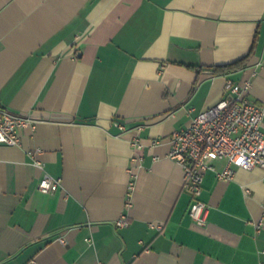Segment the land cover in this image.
Segmentation results:
<instances>
[{"label": "crops", "instance_id": "0c3cea01", "mask_svg": "<svg viewBox=\"0 0 264 264\" xmlns=\"http://www.w3.org/2000/svg\"><path fill=\"white\" fill-rule=\"evenodd\" d=\"M228 79L264 110V0H0V105L39 120L0 144V264H264V167L213 160L199 224L168 157Z\"/></svg>", "mask_w": 264, "mask_h": 264}, {"label": "built area", "instance_id": "2783aa9c", "mask_svg": "<svg viewBox=\"0 0 264 264\" xmlns=\"http://www.w3.org/2000/svg\"><path fill=\"white\" fill-rule=\"evenodd\" d=\"M251 86L250 79L241 82L228 79L224 94L216 103L199 111L189 125L174 130L170 136L168 157L184 169L183 187L192 197L189 214L199 224H204L209 214V206L201 195L205 173L215 169L213 160H227L226 166L217 172V176L224 180L232 179L236 168L264 167V134L261 128L264 110L262 105L249 97ZM38 123L37 118L0 105V144L19 145L22 129L28 127L35 130ZM119 125L124 127L121 123ZM158 143V139L153 140L151 147ZM131 144L135 151L143 148L139 137L134 138ZM141 158L135 152L132 162L136 163ZM157 158L155 155L154 159ZM35 163L42 166L39 160H35ZM129 173V188L132 190L137 177L132 165ZM60 181V178L45 172L39 181V188L43 192L55 191ZM127 224L125 216L118 220L120 226ZM151 225L162 229V224ZM258 226H261V222H258Z\"/></svg>", "mask_w": 264, "mask_h": 264}, {"label": "trees", "instance_id": "16d2710c", "mask_svg": "<svg viewBox=\"0 0 264 264\" xmlns=\"http://www.w3.org/2000/svg\"><path fill=\"white\" fill-rule=\"evenodd\" d=\"M247 57L248 56H245L243 58H240L228 64L213 66L211 69V72L218 73V72L234 71V70L241 69L245 67L247 63Z\"/></svg>", "mask_w": 264, "mask_h": 264}]
</instances>
